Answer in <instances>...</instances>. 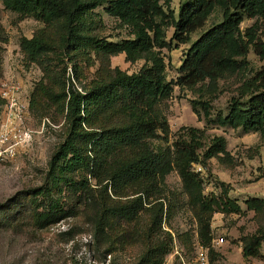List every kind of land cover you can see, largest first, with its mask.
Returning a JSON list of instances; mask_svg holds the SVG:
<instances>
[{
    "label": "trees",
    "instance_id": "obj_1",
    "mask_svg": "<svg viewBox=\"0 0 264 264\" xmlns=\"http://www.w3.org/2000/svg\"><path fill=\"white\" fill-rule=\"evenodd\" d=\"M2 1L21 18L35 16L59 27L58 37L44 31L22 37L30 61L58 59L65 51L81 59L93 50L95 59L89 56L88 63L97 60L99 66L93 79L86 81L76 63L71 66L73 76L68 75L67 62L58 81L42 79L34 89L31 108L39 103L55 106L54 120L62 123V136L49 158L45 181L18 193V203L31 205L28 217L24 207L5 211L0 224L29 218L42 229L65 218H81L89 228L87 244L95 259L123 264L118 252L133 248L137 254L130 264H164L174 243L172 232L164 227L172 209L167 176L176 170L194 209L200 239L213 254V214L241 212L243 207L227 189L220 195L205 193L204 178L193 164L206 166L211 157L227 161V138L215 134L206 143L203 129L186 126L169 143L171 127L165 109L174 85L179 84L201 91L192 101L193 109L199 114L202 110L208 120L264 132V63L249 75L248 59L253 46L264 60V38L258 35L257 23L264 26V0H186L178 16L172 0ZM101 5L130 27V36L113 40L91 33L87 20ZM216 10L222 13L220 20L193 40L180 74L169 80L164 53L171 46L168 26L175 27L173 40L186 43ZM246 17L257 21L243 30ZM119 53L133 62L144 59V64L134 72L114 66L111 57ZM231 76L241 78L237 93L228 112L214 118L212 102L220 80ZM162 141L168 144L156 143ZM245 202L256 214L264 213V197L249 196ZM262 222L255 233L242 239L245 258L262 255ZM77 230L76 223L63 233L72 237Z\"/></svg>",
    "mask_w": 264,
    "mask_h": 264
},
{
    "label": "rangeland",
    "instance_id": "obj_2",
    "mask_svg": "<svg viewBox=\"0 0 264 264\" xmlns=\"http://www.w3.org/2000/svg\"><path fill=\"white\" fill-rule=\"evenodd\" d=\"M185 1L172 0L171 5L176 10V16ZM221 16L220 10H216L203 27L192 33L191 41L186 43L173 40L175 27L168 26L167 39L171 40V46L165 47L164 53L169 80L177 79L180 74L179 66L193 40L220 20ZM256 21V17H246L241 27L246 30ZM259 22L257 23L261 28H258V35L264 38V26ZM87 24L92 34L104 38L118 40L131 35L130 27L122 25L117 17L106 11L104 5L93 10ZM40 31L58 37L59 27L55 23L49 25L35 16L21 18L17 11L6 7L0 0V93L3 83L9 82L18 87L15 94L29 102V108L24 112L22 120L14 124L25 133L18 153L13 159L0 162V214L24 207L28 217L31 205L28 201L24 206L18 203V193L45 181L49 158L62 136V123L54 120L57 117L55 106H45L43 103L36 104L33 109L30 106L33 91L38 83L42 79L48 83L58 81L62 66L67 62L68 75L73 76L71 66L76 63L86 81L93 79L99 66L97 60L92 65L88 63L89 56L95 59L93 50H90V55L84 53L81 59L70 51H65L63 55L59 51L61 56L58 59L48 56L41 60L42 62L30 61L22 49L21 39L25 35L31 37ZM248 59L252 69L249 75L260 69L264 63L253 46L249 50ZM111 60L112 65H119L128 72L138 71L144 64V59L134 62L127 60L125 53L113 55ZM74 81L80 85L76 77ZM240 83L241 78L236 76L220 80V91L212 102L214 118L220 113L228 112L231 97L237 93ZM200 95L199 90L174 85L173 95L168 99L165 109L171 127L169 143L176 139L186 126L203 129L206 143H209L215 134H222L227 138V148L230 152L227 161L211 157L206 166L194 163L193 167L204 178L205 193L220 195L227 189L229 195L236 198L243 207L241 212L216 211L213 214L211 228L215 251L213 254L209 252V264H242L243 237L255 233L262 221L264 224V213L256 214L254 210L247 208L245 202L249 196L264 197V132L245 131L241 127L234 128L208 120L202 110L199 114L193 109L192 101ZM7 113L8 110L0 98V128L6 121ZM156 143L168 144L167 141ZM167 184L172 209L164 221V227L172 232L174 243L164 264H197L196 247L198 243H202L198 221L176 170L168 174ZM5 222L0 224V264H106L93 256V251L87 244L91 236L89 228L81 218H65L42 229L36 228L29 218L19 219L11 225ZM76 223L78 230L72 237L63 233ZM218 237H224V241L216 242ZM261 250L264 251V242ZM136 254L137 249L133 248L119 251V261L130 264ZM256 258L262 264L264 254ZM245 259L250 264L253 257Z\"/></svg>",
    "mask_w": 264,
    "mask_h": 264
},
{
    "label": "built area",
    "instance_id": "obj_3",
    "mask_svg": "<svg viewBox=\"0 0 264 264\" xmlns=\"http://www.w3.org/2000/svg\"><path fill=\"white\" fill-rule=\"evenodd\" d=\"M17 88L9 82H4L1 87L0 98L3 100L8 113L7 118H5L6 121L0 128V162L13 159L25 138V133L14 124L22 120L24 112L29 108V102L26 98L22 100L15 94ZM215 241L221 243L224 241V237H218ZM177 252L179 251L177 250ZM209 252V246L198 243L196 247L197 264H209Z\"/></svg>",
    "mask_w": 264,
    "mask_h": 264
},
{
    "label": "crops",
    "instance_id": "obj_4",
    "mask_svg": "<svg viewBox=\"0 0 264 264\" xmlns=\"http://www.w3.org/2000/svg\"><path fill=\"white\" fill-rule=\"evenodd\" d=\"M262 254H264V251H262ZM241 255H242V257H241L242 264H248L245 257L243 256V253H241ZM250 262H251V260H250ZM260 263H261V261L259 262V261H257L256 257H253L252 263H250V264H260ZM262 264H264V260H262Z\"/></svg>",
    "mask_w": 264,
    "mask_h": 264
}]
</instances>
